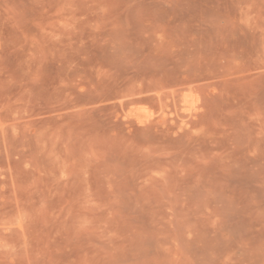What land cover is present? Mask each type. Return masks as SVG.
<instances>
[{
	"label": "rangeland",
	"instance_id": "1",
	"mask_svg": "<svg viewBox=\"0 0 264 264\" xmlns=\"http://www.w3.org/2000/svg\"><path fill=\"white\" fill-rule=\"evenodd\" d=\"M0 264H264V0H0Z\"/></svg>",
	"mask_w": 264,
	"mask_h": 264
}]
</instances>
